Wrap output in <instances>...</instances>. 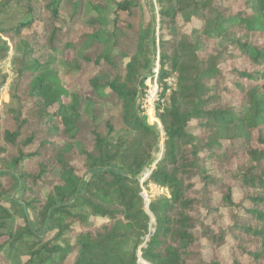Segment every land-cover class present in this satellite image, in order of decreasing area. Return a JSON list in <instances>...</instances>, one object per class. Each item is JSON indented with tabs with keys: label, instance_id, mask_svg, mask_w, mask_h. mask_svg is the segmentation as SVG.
Listing matches in <instances>:
<instances>
[{
	"label": "trees",
	"instance_id": "16d2710c",
	"mask_svg": "<svg viewBox=\"0 0 264 264\" xmlns=\"http://www.w3.org/2000/svg\"><path fill=\"white\" fill-rule=\"evenodd\" d=\"M156 45L152 159L135 101ZM10 52L7 264H264V0H0V63ZM150 184L167 195L147 212Z\"/></svg>",
	"mask_w": 264,
	"mask_h": 264
},
{
	"label": "rangeland",
	"instance_id": "374dc122",
	"mask_svg": "<svg viewBox=\"0 0 264 264\" xmlns=\"http://www.w3.org/2000/svg\"><path fill=\"white\" fill-rule=\"evenodd\" d=\"M234 7L236 9H239L242 7V2L239 3H234ZM153 11L155 13L156 16V28H155V37H156V41L158 42V37H159V32H158V16H157V12H158V7L156 5V2L154 1V8ZM13 52H10L8 57L2 61L0 63V73L2 75L7 76L6 82L5 84L0 88V118L3 122V124L5 123V110H6V106L9 104V90H10V82H11V78H12V72H11V58L13 56ZM158 54H159V49H158V45H156V51H155V57H153V62L155 60V65L154 68L151 70L152 74L147 76L148 73H145V76H147V78L145 79L144 82V88L143 89H139V95L137 94L136 97V101H135V107L137 109V112L140 113V115L145 116L147 118V121L150 125H152L155 130L158 133V140H157V148L156 150L153 151L152 154V159H156V158H160L162 155V151H163V141H164V132L162 129V125L159 121V119L156 117V101H157V95L159 92V86L157 83V76H158ZM72 54L70 52H68L66 54V56L70 57ZM153 67V66H152ZM94 71V69L92 68H87V71H85V74L82 76L83 78V83L82 86H86V79H88V77L91 76V73ZM76 79L71 80L75 81ZM174 80L172 78H169L168 83L170 85H173ZM153 167V166H152ZM166 194V191H159L157 188L154 187V185H149L147 188L142 187V197L144 198V195H147L149 198V202L153 197H156L158 195L161 194ZM233 199L235 202H239L241 200V192L238 189H235L233 192ZM221 213L223 215V219H222V227L226 228L229 224V218L226 215V211L225 210H221ZM96 222L98 224H100V220H96ZM50 236V235H49ZM48 236V237H49ZM62 240L67 241V237H64ZM4 241V239H0V245L1 243ZM66 243V242H64ZM65 245V244H64ZM7 247H3L2 250H0V264H7V261L5 260L4 255L7 253ZM231 242L230 240L228 241V243L223 246L220 249V253H221V257H220V261L222 263H230V259H231ZM15 254L17 257H19L18 260L21 261H25L26 257L23 253V250H17L15 249V251L10 253ZM204 256L205 258H210L211 256V249H210V245L208 243H206L204 245ZM71 259V258H70ZM17 260V261H18ZM16 261V262H17ZM71 260H67L66 263H70ZM145 262H141V264H143Z\"/></svg>",
	"mask_w": 264,
	"mask_h": 264
},
{
	"label": "built area",
	"instance_id": "2783aa9c",
	"mask_svg": "<svg viewBox=\"0 0 264 264\" xmlns=\"http://www.w3.org/2000/svg\"><path fill=\"white\" fill-rule=\"evenodd\" d=\"M148 175V173H145L144 174V178L146 177ZM155 188H157L159 191H166L165 189H163V188H159V187H156V186H154ZM163 194V193H162ZM165 194V193H164ZM143 201H144V207L145 206H147V205H149V198H148V196L147 195H144V198H143ZM146 208V207H145Z\"/></svg>",
	"mask_w": 264,
	"mask_h": 264
},
{
	"label": "water",
	"instance_id": "95a60500",
	"mask_svg": "<svg viewBox=\"0 0 264 264\" xmlns=\"http://www.w3.org/2000/svg\"><path fill=\"white\" fill-rule=\"evenodd\" d=\"M151 67H152V65L149 67V69L146 71V73H148V72L150 71ZM138 95H139V92H138ZM145 171H146V168L144 169L143 173H144ZM146 177H147V176H146ZM146 177H145V178H146ZM145 178H144V179H145ZM144 179H143V180H144ZM143 180H142V181H143ZM145 207H146V208H145L146 211L148 212V205L145 206ZM148 239H149V236L147 237V240H148Z\"/></svg>",
	"mask_w": 264,
	"mask_h": 264
}]
</instances>
